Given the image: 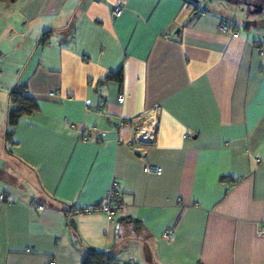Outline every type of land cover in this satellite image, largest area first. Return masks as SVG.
Returning a JSON list of instances; mask_svg holds the SVG:
<instances>
[{
    "label": "crops",
    "instance_id": "1",
    "mask_svg": "<svg viewBox=\"0 0 264 264\" xmlns=\"http://www.w3.org/2000/svg\"><path fill=\"white\" fill-rule=\"evenodd\" d=\"M200 10L0 0V264H264V35ZM20 88L38 109L9 126ZM113 181V224L68 215Z\"/></svg>",
    "mask_w": 264,
    "mask_h": 264
},
{
    "label": "built area",
    "instance_id": "2",
    "mask_svg": "<svg viewBox=\"0 0 264 264\" xmlns=\"http://www.w3.org/2000/svg\"><path fill=\"white\" fill-rule=\"evenodd\" d=\"M120 13H121V9L118 7L113 10L114 16H119ZM204 14H205L204 10H200L199 12H197V15L199 16H202ZM230 28L231 26L226 23H221L219 26L220 31L224 33L230 32L229 31ZM122 100H123V97L119 96L118 101L122 102ZM158 111H159V107H156L150 112H148L147 116L150 117L149 119L154 120L155 115ZM119 127H121V123L119 124ZM189 136H190V133L186 131L183 137L185 138ZM136 137L142 142H146L148 140L149 135H148V132L144 130L143 127H141L137 130ZM83 140L85 141L86 139L84 138ZM118 140L121 141L120 139ZM143 172L147 174H153V175H159L161 173L160 168L152 167L149 165H146L143 167ZM4 200L7 204H10V205L14 203L13 199L7 198L6 195L2 191H0V202H3ZM194 206H197V204H194ZM124 208H125V205L122 201V194L117 189V183L113 181L109 190L104 196V198H102L96 205L71 208L68 212V215L71 217H79V216L89 215V214H100L104 216L110 224H113L115 222V219L124 212ZM37 209L41 211L43 210V207L38 206ZM258 234L260 235L264 234V225L260 228ZM174 237H175V233L172 230H167L163 232L161 236V238L166 241H172ZM48 264H55V262L51 260ZM111 264H133V263L112 262Z\"/></svg>",
    "mask_w": 264,
    "mask_h": 264
},
{
    "label": "rangeland",
    "instance_id": "3",
    "mask_svg": "<svg viewBox=\"0 0 264 264\" xmlns=\"http://www.w3.org/2000/svg\"><path fill=\"white\" fill-rule=\"evenodd\" d=\"M189 1L196 2L205 12V8L217 10L225 19L251 28L250 33L256 36L257 39H260L264 35V0ZM241 32L244 33L243 30Z\"/></svg>",
    "mask_w": 264,
    "mask_h": 264
},
{
    "label": "trees",
    "instance_id": "4",
    "mask_svg": "<svg viewBox=\"0 0 264 264\" xmlns=\"http://www.w3.org/2000/svg\"><path fill=\"white\" fill-rule=\"evenodd\" d=\"M188 3L189 0H185ZM193 11L197 10L199 6L196 2H192ZM121 70H119L112 77L108 79L117 80L121 82ZM11 108L9 109L6 121L9 126H14L22 118L35 113L38 109L37 103L33 98L25 95L23 88L13 90L8 94ZM112 260L103 253H92L84 261V264H111Z\"/></svg>",
    "mask_w": 264,
    "mask_h": 264
},
{
    "label": "water",
    "instance_id": "5",
    "mask_svg": "<svg viewBox=\"0 0 264 264\" xmlns=\"http://www.w3.org/2000/svg\"><path fill=\"white\" fill-rule=\"evenodd\" d=\"M255 12H257V11H255Z\"/></svg>",
    "mask_w": 264,
    "mask_h": 264
},
{
    "label": "bare ground",
    "instance_id": "6",
    "mask_svg": "<svg viewBox=\"0 0 264 264\" xmlns=\"http://www.w3.org/2000/svg\"><path fill=\"white\" fill-rule=\"evenodd\" d=\"M231 26V25H230Z\"/></svg>",
    "mask_w": 264,
    "mask_h": 264
},
{
    "label": "flooded vegetation",
    "instance_id": "7",
    "mask_svg": "<svg viewBox=\"0 0 264 264\" xmlns=\"http://www.w3.org/2000/svg\"><path fill=\"white\" fill-rule=\"evenodd\" d=\"M263 5V4H262Z\"/></svg>",
    "mask_w": 264,
    "mask_h": 264
}]
</instances>
